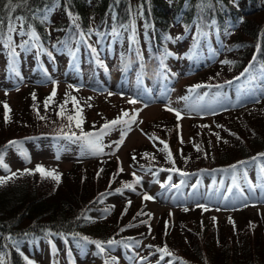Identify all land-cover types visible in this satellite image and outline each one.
<instances>
[{
  "label": "trees",
  "instance_id": "trees-1",
  "mask_svg": "<svg viewBox=\"0 0 264 264\" xmlns=\"http://www.w3.org/2000/svg\"><path fill=\"white\" fill-rule=\"evenodd\" d=\"M13 2L18 7L10 11L5 7L7 0H0V21H3L0 59L6 64L8 81L17 74V60H20L21 56L32 61L30 66L40 67L43 56L50 60V64L55 61V57H69L63 74L68 81L76 85L83 78V74L90 72L101 78L105 72L108 79L119 75V79L126 81L129 77L127 69L134 68L138 74V63L141 62L143 71L148 72L153 65V70L159 72L158 55L169 71L173 70V64L178 61L193 66L196 60L220 52L214 42L218 39L223 45H227L223 61L232 63H220L212 67V70L206 73L208 75H200L204 80L198 83L225 85L228 84L227 81L239 83L245 80L246 84L252 86L256 99L260 100L256 104L261 103L264 108V0ZM18 17H23V20L17 19ZM9 23L16 28L11 33L10 47L7 44ZM21 30L25 33L21 37L22 42L15 39V34ZM33 31L39 37L38 40L29 35ZM175 31H180L178 44L181 43V46L173 44ZM155 37L157 46L153 39ZM187 37L189 44L183 47L182 42H185ZM25 41L28 43L25 44ZM114 44L117 46L116 52L121 55V59L113 58L116 63L108 58L110 49L115 47ZM132 44L135 45L137 57L140 59L135 58L136 60L130 63L128 58ZM13 50L15 56L10 55ZM246 68L249 69L248 72H245ZM58 74L59 72L57 76ZM68 90L71 89L55 92V96L48 100L49 93L44 91L43 85L30 83L21 91L25 94L23 93L24 97L18 102V112L21 110L24 116L28 113L29 119L14 115L12 103L7 98L0 97V154L19 151L18 147L9 145V141H72L67 136L73 132L79 135L80 129L75 127V121L69 122L67 117L75 115L77 111L82 113L81 127L85 132L100 129L106 122L121 116L122 112L131 113L125 104L113 112L110 109L109 114L100 108H95V113L91 114L89 111L99 104L96 105L89 99L73 97L66 92ZM5 104L9 109L8 122H5ZM223 114H217L215 118H220ZM206 119L205 117L203 120ZM43 125H47V128ZM155 125L153 128H147V133L152 139L150 146L155 145L163 149L166 143L168 149L162 151L154 148L153 155L147 150L149 147L143 148L146 155L142 157L139 153L141 148H137L134 154L138 161L137 166L143 170L152 169L153 172H149L152 180L159 178L163 185H168L172 177H180V181L190 182L195 173L238 172L245 165L264 159V109L263 114L251 116L243 127L238 123L224 126L221 122L217 126L204 125L200 132H211L208 136L212 141L211 148H201L196 144L192 149V145L188 148L181 144L182 130L179 120L173 115L165 116L162 122ZM36 136L39 138L33 139ZM168 151L172 154L171 160L167 159ZM79 165L80 167H75L65 174L54 171L60 175L59 182L48 176L44 177L48 180H44L39 172H34L22 175L24 177L21 176L22 179L19 178L17 182L8 180L0 185V264H26L24 250L39 241L65 243L69 245L70 250L77 248L82 251H97L91 241L106 242L109 239L120 242L116 245L104 244V254L109 261L112 257L118 258L116 250L129 249L136 254L145 242L147 248L151 246L147 252L153 256L149 264H158L159 261L163 264H181L182 261L186 264H264V227L260 229L255 226L253 233H248L251 236L241 240L236 239L232 231L226 240L221 231L223 226L217 225V229L215 226L209 228L198 211L195 212L197 220L190 219L187 224L183 222L182 226L177 227L179 233L189 237L186 243L178 245L175 239L170 240L171 234L168 236V240L174 244L172 247L169 243L158 244L156 240L152 241L153 243L149 241L150 237L156 238V234H153L154 230L148 231L150 227L143 222L149 221L151 217L144 214L145 210L139 211L135 206L130 210H121L115 219L102 223L107 215L100 213L110 206L111 198L125 197L132 192V189L124 187L127 183L133 184L136 189L135 177L125 170L119 171L117 161L104 165L96 178L93 174L89 176V172H84L81 164ZM233 165H236L235 169L232 168ZM172 168L189 175L181 176L177 171H168ZM164 172L166 177L161 176ZM30 176L37 178L31 179ZM46 181L52 182V186L48 187ZM116 189L122 191L117 193ZM170 217L168 212L166 218L170 220ZM200 225L201 229H205L204 233L198 230ZM248 225L254 226V222L249 220ZM173 231L174 229L171 233ZM165 246L173 255L165 256L161 260V253L157 252V249ZM97 252L100 253L99 250Z\"/></svg>",
  "mask_w": 264,
  "mask_h": 264
},
{
  "label": "rangeland",
  "instance_id": "rangeland-1",
  "mask_svg": "<svg viewBox=\"0 0 264 264\" xmlns=\"http://www.w3.org/2000/svg\"><path fill=\"white\" fill-rule=\"evenodd\" d=\"M21 32L23 31L21 30L19 33L15 34V39L20 42L23 40L21 39ZM179 33L180 31H175L173 44L181 46V43L178 44ZM182 46H188V43L184 44L183 41ZM113 58L117 57L112 53L109 56V59L115 63L116 61ZM224 59L225 56L224 58L222 57L221 59H218V61L213 64L223 63ZM67 60V57H57L56 60L50 64V60L43 56L42 67H40L39 65L30 66L32 61L21 56L18 64L19 75L15 74L10 78V81H8V77L5 72L6 64L1 62L2 60L0 59V97L7 98L12 103L14 115H19V118H28V113H26L28 116H24L22 115L21 110L18 112V102L25 94L21 91L26 89L30 83L43 85L44 91L49 93V96L53 93V91L58 92L71 89L66 92L70 93L73 97L86 100L89 99L94 104H99L89 111L91 114L95 113V108H100L104 111V113L109 114L110 109L113 112L114 109L116 110L119 106L126 104L128 109L131 111L129 116H132L133 114L137 116L136 122L133 123L131 128L127 131V136L124 138V142L122 144H117L116 142L121 139V129L124 126H116L113 128L109 134L103 138V144L105 147L103 149V153L100 155H92L88 152L82 153L81 145L71 144L65 141L58 145H54L49 139H40L29 142L28 144L30 145L26 148V152L31 154L30 158L25 161L16 153H11L6 156L4 160L7 161L5 163L9 166L10 171H5L0 167V177H8L11 173H17V175L11 179L12 181L14 180L17 182L22 176L20 175L21 172L25 169L35 170L37 165H41L48 170L57 171L59 173L63 172L65 174L74 170L75 167H80L79 164H81L84 172L87 171L89 172V176H92L93 174L96 178L101 169L104 168V165L109 163L112 164L117 161L119 171L123 169L126 173L130 172L135 174V178L142 177V181L138 184L136 183V189L129 192V194L125 195V197L120 196L119 198H111L110 206L106 209L108 211L101 212V214L107 215L106 219L101 221L102 223L115 219L116 214L121 210L125 208L130 210V208L135 206L137 209L139 208V211L145 210L146 212H144V214L151 217V219L145 224L150 227L148 231L154 230L153 234H156V238L154 236L150 237L149 241L152 242L156 240V243L158 244L169 243L172 247H174V244L168 240V236L171 234L170 240L173 241V239H175L178 245H183L184 242L186 243V239L189 237L187 234L179 233V229L177 230V227L182 226L183 222L184 224H187L190 219L197 220L198 216L195 215V212L198 211H200L202 220L206 222L209 228L215 226L217 229L220 225L224 227H221V231L224 239L226 240L228 239V236L232 234V231L234 232L235 238L241 240L243 238L248 239V236H251L253 233L255 226L260 229L264 227V191L259 193L261 196L259 198L244 201L245 196L239 195L235 199L237 204H227V201L218 203L221 196L220 192L218 193L217 202L211 201L209 198L197 200L200 191L205 193V195L212 193L210 190H200L201 188L197 187L188 190L187 202H182L178 189H172L169 193L170 195H167L166 191H160L162 181L160 180L158 182H154L152 180V177L149 174V172H153L152 169L143 170L139 168L137 166L138 161L136 160V155L134 154V152H136L135 149L137 148H141L139 153L142 154V157H145L146 155L145 149L143 148L149 147L147 150H149L153 155H155L154 148L160 150L162 149L161 147H156L155 145L152 147L150 146L152 139L147 133V128L155 127V124L158 125L162 122L165 119V116L170 117V115H173L176 117L174 112L167 110L169 107L176 109L181 113V119H179V125L181 128H179L182 130L181 137L183 138V142L180 140V143L185 144L188 148L192 145V149H194L196 144H199L201 148H211L210 146L212 145V141L211 139H208L211 132H207L208 130H206L205 134L200 132V129L204 125L209 126L208 124H213L217 126L219 122H221L224 126H230L232 123H238L239 126L243 127L251 116H259L263 114L264 108L261 107V103H255L254 105L253 103L247 104V102H245V104H243L242 102L240 105H234L239 104L241 98H238L235 101L233 100L234 97H229L228 95L220 100L208 95L204 96L203 100H199V96H196V98L190 97L189 100L182 99L190 93L192 85L204 80V78L200 75L209 73L212 70H209L211 62H207L204 65L199 63L200 66L195 68L183 61H178L173 64L172 69L176 73L172 74L169 79L174 77L177 79L176 83L173 85V94L170 96L169 91H167L166 94V96H170L171 98L164 100L162 96V89L160 86H157V84L162 83L161 77L154 72L147 73L149 82L151 83L149 90L152 92L150 93L140 87V83L136 80V78H134L130 84H123L118 80L117 76L110 80L107 79V74L105 72L102 73V78L91 72L83 74V78L77 83L78 85H76L73 84L72 81H68L63 74L66 70L64 66L67 64ZM58 72L59 74L56 82L49 83L48 80L50 79V76L48 73H50L51 76H54L57 75ZM176 75L178 76L176 77ZM6 90L8 91V94H6ZM109 93L112 94L109 95ZM130 99H135L137 103H129ZM221 111H224V114L220 118H215L217 117L215 114ZM32 114L34 116V113ZM204 116H206V120H203ZM194 121H196V123ZM43 126L44 128H47V125ZM173 138H175V134H173ZM194 138L196 141H194ZM133 157H135V159H133ZM154 157L157 158V156ZM251 167L254 168L249 171V177L252 180L249 187L254 186L255 189L262 188V186L257 184V179L254 176V174H258L259 172V168H257L258 166L254 165ZM106 170L107 169H104V171ZM104 174L106 173L104 172ZM161 176L166 177V173L164 172ZM23 177L24 176H22V178ZM229 177L230 178H225L222 184H226L228 180L234 181L233 176ZM30 178L36 179L37 176H30ZM239 178L240 176L237 178L235 176V180ZM43 179L48 180V178ZM46 184L49 187L52 186L53 183L46 181ZM244 187L245 189L248 188L246 182H244ZM145 193L151 195L154 199L147 201L144 200L143 196ZM129 201H131L130 205L128 204ZM197 201L203 202L201 205L207 206V211H205L204 208L197 207ZM146 202L147 205L144 206ZM190 206L193 207L191 208ZM185 208L188 210L185 211ZM168 212L172 217H170V220L166 218ZM246 214L250 216L247 217L245 216ZM249 220L254 222V226L250 227L248 225ZM200 227L201 225L198 227V230L200 233H204L205 229H201ZM173 229L174 231L171 233ZM48 249V246L44 244L41 245L40 250L36 248L33 250L29 247L26 248L30 255L35 257L33 258L36 261L34 262L35 264H50ZM147 250L149 251L150 248H147L144 242L142 247L138 249V253H132L131 259L126 256L127 253H131L130 250L127 252L116 250L115 252L118 253L117 262L118 264H149L153 259V256L149 255ZM54 252L58 264H69L65 259L64 245L58 244V247H55ZM75 252L76 254L72 258L73 262H75L74 264H90L89 262L92 261L100 263L99 256H96L95 253H93V250L79 251L78 249H75ZM159 264H163V262L159 261Z\"/></svg>",
  "mask_w": 264,
  "mask_h": 264
},
{
  "label": "snow or ice",
  "instance_id": "snow-or-ice-1",
  "mask_svg": "<svg viewBox=\"0 0 264 264\" xmlns=\"http://www.w3.org/2000/svg\"><path fill=\"white\" fill-rule=\"evenodd\" d=\"M24 3H27V0H23ZM5 7L8 8L10 11H14L16 9V7H18V5L16 3L13 2V0H7V3L5 4ZM17 19L23 20V17H18ZM16 30L15 25H13L12 23L8 24V36H7V44L10 47L11 46V33L14 32ZM21 35H24L25 33L21 32ZM34 40H38L39 37L36 35V33L33 31L29 34ZM3 36V21H0V37ZM25 44L28 43V41L24 42ZM24 45H21V47H23ZM93 51H95V49H93ZM10 55L15 56L16 53L14 52V50L10 53ZM223 63L226 64H231L232 62L230 61H224ZM264 67V66H262ZM249 69L246 68L245 72H248ZM17 75H19V73L17 72ZM241 75L243 76L244 73H241ZM236 79H239V77H236ZM253 79H255V77H253ZM226 83L231 84V81H227ZM200 87H213L212 85H196L194 86L192 89H190V91H195L196 88H200ZM215 87L217 88H222L223 85H216ZM112 93H109V95H111ZM208 94L205 93L203 96H199L198 99L199 100H203L204 96H207ZM216 96H219L220 93L217 92L215 94ZM55 96V91H53V93L48 97V100H51L53 97ZM33 98L35 99V96H33ZM182 99L187 100L188 97H183ZM75 102V101H73ZM129 103L131 104H135L137 103V101L135 99H130ZM45 106L47 107V101L45 103ZM5 122H8V115L7 112L9 111L7 104H5ZM168 111L174 112L177 119H181V113L180 111L173 109V108H167ZM63 114V111L61 112V115ZM41 119H43L44 117H40ZM127 118V119H125ZM69 122L75 121V127L80 129V133L79 135H77L75 132H73L71 135L67 136L68 139L72 140L74 143H80L81 145V151L83 152H88L92 155H100L101 153H103V149L105 147V145L103 144V138L109 134V132L115 128L116 126H124L121 129V139L119 141H117V144H122L124 142V138L127 136V131L131 128V125L133 123L136 122L137 116L135 114H133L132 116H129L128 112H122L121 116L117 117L116 119H113L112 121L106 122L105 124H103L100 129L96 130V131H92V132H85L83 130V128L81 127L82 123H83V117H82V113L81 111H77L75 115H69L67 117ZM206 127V126H205ZM181 142L182 139H181ZM9 145L12 146H16L19 148L20 142L18 141H9L8 142ZM163 143V142H162ZM168 149V145L165 143L164 144V148L161 149L162 151H166ZM199 147L197 146V151H199ZM264 155V154H262ZM59 158V157H57ZM133 159H135V157H133ZM167 159L171 160L172 159V154L170 151L167 152ZM255 159V158H253ZM174 163V161H172ZM0 167H2L5 171H10L9 166L4 163V158L3 155L0 154ZM233 169L236 168V165L232 166ZM123 169H121L122 171ZM102 171V170H101ZM168 171H177L179 172V174L181 176H187L189 175L186 172H182L179 169L176 168H172V169H168ZM34 172H39L41 175V178H44L45 176L51 177L52 179L56 180L57 182H59L60 180V175L55 173L54 171H48L46 170L43 166L41 165H37L35 170H29V169H25L23 172L20 173V175H24V174H34ZM17 175V173H11L10 176L8 177H0V185L5 184L8 180L13 179L15 176ZM135 176V174H133ZM170 179V178H169ZM235 181V177L233 178ZM135 183H140V178L136 177L135 178ZM181 183H183V181H181ZM125 188L128 189H132L133 191L135 190L133 187V184L131 183H127L124 185ZM172 187L175 188H179L180 185L179 184H173ZM122 190L121 189H116L117 193H120ZM144 200H153L154 197H152L151 195H148L147 193L144 194L143 196ZM128 204H131V201L128 202ZM197 207H201L204 208L205 211H207V206L205 205H201L198 204ZM185 211H187L188 209L185 208ZM108 211V210H106ZM141 213H138V215H140ZM215 219V218H213ZM146 223V222H143ZM84 240H88L87 237H83ZM91 243H93L97 249L99 250L100 253H104L105 252V247L104 244L106 243L107 245H116L118 243H120L119 241H116L115 239H109L106 242L100 241V240H93L91 241ZM125 247H129L128 245H125ZM151 247V246H149ZM157 252L161 253L160 259L163 260L165 256H172L173 254L169 251V249L165 246L163 248H158ZM26 264H34V261L28 259V257H24ZM129 259H131V257H129ZM141 259H146V258H141ZM105 264H118L117 260L115 257H112L110 261H105ZM159 264V262H158ZM181 264H186V262H181Z\"/></svg>",
  "mask_w": 264,
  "mask_h": 264
},
{
  "label": "bare ground",
  "instance_id": "bare-ground-1",
  "mask_svg": "<svg viewBox=\"0 0 264 264\" xmlns=\"http://www.w3.org/2000/svg\"><path fill=\"white\" fill-rule=\"evenodd\" d=\"M118 49H119V47H118ZM137 53H138V51H137L135 45L132 44V46L130 48V55H129V58H128L132 63H133V61L136 60L135 58H136Z\"/></svg>",
  "mask_w": 264,
  "mask_h": 264
}]
</instances>
